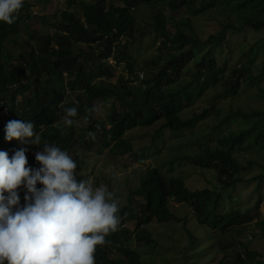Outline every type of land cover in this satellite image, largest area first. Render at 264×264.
I'll return each mask as SVG.
<instances>
[{"label": "trees", "instance_id": "1", "mask_svg": "<svg viewBox=\"0 0 264 264\" xmlns=\"http://www.w3.org/2000/svg\"><path fill=\"white\" fill-rule=\"evenodd\" d=\"M51 1L24 0L13 24L0 22V93H3L0 95H9L8 100H1L14 115L8 121H31L35 125L34 132L43 134L38 147L28 140L9 142L5 139L6 126L0 123V145L8 150L10 159L22 148L26 150L27 159L34 158L35 152L42 151L46 144L73 152L77 140L85 149L97 144L98 150L108 149L114 157L133 154L132 146L124 140L127 132L149 128L158 122L160 127L154 138L162 130H191L198 116L183 119L181 115L208 90L220 88L217 96L222 97L237 92L244 83H252L264 74V0H64V9L40 18L46 20L42 30L30 28L27 25L30 19L39 21V16L32 12L33 6L45 8ZM143 6H167L171 12L183 8L188 16L175 19L174 15L166 17L157 10L151 16L152 30L146 32L134 17ZM208 11L224 19L218 22L215 31L200 38L193 29L192 18ZM242 31L261 34V37L246 43L248 47H239L243 62L220 65L213 51L221 47L226 35ZM137 32L140 36L150 33L152 44L158 42L160 50H164L162 54L144 59L141 67L128 49L130 42L136 40ZM82 43L88 45L89 51L79 46ZM205 46L207 50L203 52ZM12 47L18 48L16 61L3 64V55L8 50L13 52ZM122 63L126 75L119 77L115 72ZM253 68L258 71L254 73ZM137 71H142V79L138 78ZM184 74L188 76L183 77ZM114 77L116 81L112 82L110 78ZM63 88L68 90L66 95ZM260 97L264 98V92ZM95 101L110 104L103 118H94ZM69 107L77 108L71 126L63 120L65 109ZM230 119H240L243 123L239 129L221 135L215 146L208 142L199 144V152L187 157L195 167L213 170L223 189L243 182V174L254 165L252 161L245 165L238 161L237 147L248 142V146L255 145L264 153V112L237 109L218 124ZM76 122H86L87 126L75 128ZM79 157L74 160L75 170L81 171L83 157ZM138 158L136 162L144 164L142 154ZM170 172H174L172 166ZM263 179L264 175L260 181ZM42 187L37 184L38 189ZM18 194L20 207H23L26 189L22 186ZM133 195H137L138 209L119 208L120 223L115 232L105 237L106 242L97 246L95 264H154L140 260L138 251L132 250L127 243L136 235L139 248L142 245L154 248L157 242L150 231L140 229V225L147 226L153 219L158 223L173 221L172 202L191 207V216L201 228L215 233L212 238L215 253H222L223 258L233 261L232 264H264L261 254L248 249L234 236V232H239L236 226L251 221L249 211L219 212L222 198L219 192L191 191L183 180L147 167ZM131 221L135 222V228L130 231L125 224ZM187 223L196 224L184 216L183 226ZM256 225L264 230V219ZM185 230L193 246L195 232ZM227 234L231 237L230 244L245 247L243 253H237L234 248L228 256L224 254L220 238ZM116 250L120 256L112 257Z\"/></svg>", "mask_w": 264, "mask_h": 264}, {"label": "rangeland", "instance_id": "2", "mask_svg": "<svg viewBox=\"0 0 264 264\" xmlns=\"http://www.w3.org/2000/svg\"><path fill=\"white\" fill-rule=\"evenodd\" d=\"M64 8V0H52L45 8L33 6L32 12L39 16V21L30 19L27 25L34 30H42V25L46 20L40 18L44 15L54 14L59 9ZM157 10L162 11L166 17L174 15L175 19L188 16L183 8L178 9L176 12H171L167 6H143L140 11L134 14V17L146 32H151V16ZM223 19L224 17L218 13L208 11L202 16L192 18V26L199 37L203 38L207 33L215 31L218 28V22ZM20 31L22 32L23 28ZM50 31L53 32V30ZM135 37L136 40L130 42L128 49L136 57L138 67L142 66L144 59L153 58L164 51L160 50L158 42L152 44V35L150 33L140 36L139 32H137ZM258 37L260 38L261 34H254L251 31L228 34L223 40L221 47L213 51V55L216 56L220 65H238L244 60L240 55V51H238L239 47H248L246 43H251ZM79 46L83 50L89 51L88 45L82 43ZM206 50L207 46L203 48V52H206ZM12 51L8 50L3 55V64L16 61L18 48L12 47ZM257 71L258 69L253 68L254 73ZM115 75L119 77L126 75L123 63L117 67ZM184 76L187 77L188 75L184 74ZM110 80L114 82L115 77L110 78ZM181 80L182 78L179 82ZM63 90L66 95L68 90L64 88ZM219 92L220 88L208 90L203 97L184 110L181 115L183 119L198 116L191 130L180 132L162 130L160 135L154 138L156 130L160 127V122H158L149 128H137L127 132L124 140L132 146L133 154L125 153L119 157H114L108 149L98 150L97 144H94L92 148L85 149L78 140L74 142L73 154L72 151H69L68 154L72 159L78 158L79 155L83 157L81 171L75 170L77 182L91 180L94 188L101 185L107 186L108 190L113 192L115 198L119 201V208L129 206L133 211L138 209L136 205L137 195H133V192L140 186L142 176L147 167L157 168L166 176L171 175L183 180L186 187L191 191L209 189L213 192H219L222 196L218 206L219 212L227 213L232 210L249 211L251 221L236 226L239 232L238 234L234 232V236L243 242L248 249H253L258 254H261L264 261V230H261L256 225L259 220L264 219V179L260 181L264 175L263 151L258 150L255 145L248 146V142H244L242 147H237L235 156L238 161L243 165L252 161L254 165L243 174V182L236 184L234 188L227 189H223L220 186L213 170L197 168L187 159L188 156L199 152V144L208 142L211 146H215L217 144L216 140L221 135L226 134L229 130L235 131L239 129L238 126L243 123L240 119H230L228 122L218 124L231 111L240 109L245 112L252 110L264 112V98L260 97V93L264 92V74L252 83H244L237 92L218 97L217 93ZM109 106V103L104 104L100 101H95L94 118H103ZM204 112L207 114H204ZM9 118H14V116L12 115ZM81 126L86 127L87 123L76 122L74 125L75 128H81ZM38 134L42 142L43 134ZM77 136L78 134L76 133L75 137ZM66 138L67 141L71 139L69 135ZM36 146L38 147V145ZM0 151L8 152L3 145H0ZM140 154L143 156L144 164L136 162ZM33 157L27 159L28 165L38 169L39 164L35 162V155ZM171 166L174 169L172 174L170 172ZM258 176L261 177L257 178ZM229 197H231V200ZM171 209L175 214L173 221L158 223L153 219L147 226L140 225V229H148L152 239L157 242L154 248L150 249L143 245L139 248L135 238L136 235L130 237L129 240L132 241H129L127 246L132 250L136 249L138 251L140 260L154 264H225L224 260L230 261L231 264L233 263L232 260L223 258L222 253L214 252V241L212 238L214 239L215 233L211 229L203 230L201 228L196 219L191 216L193 213L191 207L188 208L182 202H172ZM184 216L189 217V221H193L196 224L190 226L187 223V225L183 226ZM125 227L131 231L135 228V222H128ZM185 228L195 232L196 242L193 243L194 245L192 244L193 246H190L191 243ZM230 234L221 238L216 236V238H220V244L224 246V254L228 256V252L232 253L231 251L234 248L237 249V253H243L245 247H238V245L234 246L229 243L231 240ZM117 253H119V250H116L112 257L115 255L117 257L120 256Z\"/></svg>", "mask_w": 264, "mask_h": 264}, {"label": "clouds", "instance_id": "3", "mask_svg": "<svg viewBox=\"0 0 264 264\" xmlns=\"http://www.w3.org/2000/svg\"><path fill=\"white\" fill-rule=\"evenodd\" d=\"M23 4L0 0V22L13 24ZM76 115V107L65 109L64 123L71 126ZM5 125L7 141L40 144L33 122L10 120ZM25 152L19 149L10 159L0 151V264H95L97 246L120 223L115 194L104 185L94 188L91 180L78 183L75 158L59 147L46 144L35 152L38 169L28 166ZM22 186L26 194L20 207Z\"/></svg>", "mask_w": 264, "mask_h": 264}, {"label": "built area", "instance_id": "4", "mask_svg": "<svg viewBox=\"0 0 264 264\" xmlns=\"http://www.w3.org/2000/svg\"><path fill=\"white\" fill-rule=\"evenodd\" d=\"M122 36H120V39L122 40ZM109 62L112 63V60L109 59ZM137 75L139 79L143 78V73L137 71ZM134 84H136V81H134ZM7 87V86H6ZM10 116V112L8 111V108L4 106V102L0 100V123L3 125L7 124L6 121L8 120V117Z\"/></svg>", "mask_w": 264, "mask_h": 264}]
</instances>
